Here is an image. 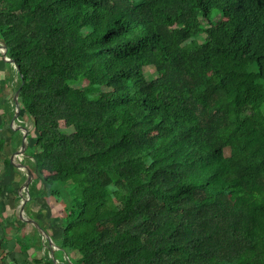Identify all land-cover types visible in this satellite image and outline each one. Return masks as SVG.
<instances>
[{"label": "trees", "instance_id": "obj_1", "mask_svg": "<svg viewBox=\"0 0 264 264\" xmlns=\"http://www.w3.org/2000/svg\"><path fill=\"white\" fill-rule=\"evenodd\" d=\"M0 45L67 264H264V0H0Z\"/></svg>", "mask_w": 264, "mask_h": 264}, {"label": "crops", "instance_id": "obj_2", "mask_svg": "<svg viewBox=\"0 0 264 264\" xmlns=\"http://www.w3.org/2000/svg\"><path fill=\"white\" fill-rule=\"evenodd\" d=\"M3 54L4 51L0 50V239L6 235L8 237H6V242L2 243V248L0 247V264H36L35 262L42 257L37 254L43 252L34 247V244L39 241H37L38 235L31 237L33 244L29 243L33 247H29V240H26L29 237L26 234L33 231L40 235L41 233L34 225L19 219L20 206L23 200L28 197L24 189L28 173L23 166L26 165L32 169L33 180L36 175L30 164V157L27 155L16 156V153L21 150L24 134V131L19 129L20 126L28 128L27 152L34 148L32 143L34 138L33 123L25 112H21L20 117L13 120L16 114L14 96L18 76L15 74L16 65L6 62ZM38 188H41L40 183ZM47 198L49 197L30 200L25 206V218L43 224V218L46 216L44 207L51 204L49 201H45ZM50 213L51 209L47 212V216ZM4 220L7 224L2 226ZM10 237H14V239ZM20 239L24 244L20 243ZM10 240L15 241L13 250L8 247Z\"/></svg>", "mask_w": 264, "mask_h": 264}, {"label": "water", "instance_id": "obj_3", "mask_svg": "<svg viewBox=\"0 0 264 264\" xmlns=\"http://www.w3.org/2000/svg\"><path fill=\"white\" fill-rule=\"evenodd\" d=\"M0 50H3L4 51V54H3L4 60L6 62H11V63L14 64V61L12 59L7 58L8 47L7 46H4V45H0ZM16 67L19 70V66L16 65ZM20 91H21V88L16 91L15 96H14V101H15V105H16V114L14 115L13 120H16L21 115V105H20V101H19V98H18L19 97V94H20ZM19 129L23 130L24 131V134H23V140H22L21 150L16 153V156H24V155H26V152H27L28 128L26 126H20ZM23 167H24L25 170H27V173H28V177H27V180H26V183H25V186H24V189L27 192L28 197L23 200L22 205L20 206V209H19V219L21 221H23V222L32 224L36 228H38V231L43 236V239L49 240L50 245L53 247L52 249H57V250H60L61 251V249L59 247L54 246V242L52 241V239L50 238V236L47 233H45V231L42 228V226L36 220H28L24 216L25 215L24 214L25 213V206L31 200V197H30V194H29V187H30V185H31V183L33 181L34 174H33L32 169L29 166L24 165ZM14 246H15V241L14 240H10L8 242L9 249L10 250H13L14 249ZM53 261H54V258H53Z\"/></svg>", "mask_w": 264, "mask_h": 264}, {"label": "rangeland", "instance_id": "obj_4", "mask_svg": "<svg viewBox=\"0 0 264 264\" xmlns=\"http://www.w3.org/2000/svg\"><path fill=\"white\" fill-rule=\"evenodd\" d=\"M146 73H147L148 76L157 77V74H156V72L153 69H148L146 71ZM89 84H90L89 81L84 80L83 83H82V86L85 87V86H88ZM61 196H62V200L59 203H56V201L53 198H51V197L45 199V201H47V202L49 201L51 204L46 205L44 207V210L46 212L44 214L46 216L44 215L45 217L43 218V222H42L43 224L42 225L45 226L47 229H49L50 232H51V219L48 218L47 212H49L50 209H51L50 217L51 218H55V221H56L55 225L57 227L60 226V219L65 217V215H66V212H65V209H64L65 208V204L63 203V199L66 198V196H65L64 193H62ZM50 232H48L47 234L50 236L51 239L52 238H56L57 239L59 234H60V233H57V234L55 233L56 234L55 236L54 235L51 236ZM31 234H33V232ZM29 240L31 241L32 239L29 238ZM31 244H33L32 241H31ZM43 251L44 252H42V254L39 253L37 255L38 256L42 255L43 257H45L48 254L47 257H50V264H67L68 263V262H65L67 260L65 259L64 253L62 251H60V250L50 248V245H48V246L46 245L44 247ZM52 257L55 259V262L53 261ZM69 260H71L72 264H75V259L73 258L72 255H69Z\"/></svg>", "mask_w": 264, "mask_h": 264}, {"label": "flooded vegetation", "instance_id": "obj_5", "mask_svg": "<svg viewBox=\"0 0 264 264\" xmlns=\"http://www.w3.org/2000/svg\"><path fill=\"white\" fill-rule=\"evenodd\" d=\"M51 218V217H50ZM40 224V223H39ZM41 226H42V228L44 229V231L46 232V233H48V232H50L49 231V229H47L45 226H43L42 224H40ZM35 235H38V237H37V241L39 242H36L35 244H34V247H36V249H39L41 252L44 250V247L47 245H50V242H49V240H47V239H43V236L42 235H40L39 233H37V232H35V231H33V234H26V236L27 237H29V238H31V237H34ZM39 245H38V244ZM29 247H33V246H29ZM50 248H53L51 245H50ZM44 252V251H43ZM42 254V253H41ZM44 254V253H43ZM42 256V255H41ZM50 258V257H49ZM54 261H55V259H54ZM36 264H45V261H43V256L42 257H40V259H38L36 262H35Z\"/></svg>", "mask_w": 264, "mask_h": 264}]
</instances>
